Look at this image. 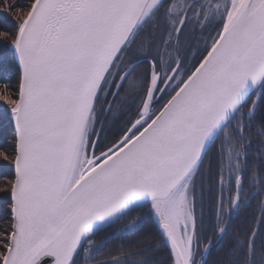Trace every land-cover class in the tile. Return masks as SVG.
<instances>
[{"label":"snow or ice","instance_id":"obj_1","mask_svg":"<svg viewBox=\"0 0 264 264\" xmlns=\"http://www.w3.org/2000/svg\"><path fill=\"white\" fill-rule=\"evenodd\" d=\"M0 9V264H264V0Z\"/></svg>","mask_w":264,"mask_h":264},{"label":"trees","instance_id":"obj_2","mask_svg":"<svg viewBox=\"0 0 264 264\" xmlns=\"http://www.w3.org/2000/svg\"><path fill=\"white\" fill-rule=\"evenodd\" d=\"M14 3H23L24 0H13ZM16 12L0 9V32L14 33L16 29ZM15 57L11 48L5 49L0 42V87L4 84L14 85L16 81ZM12 131L8 123L6 111L0 108V148L11 144ZM12 168L9 164L0 161V184H3L4 177L11 178ZM7 197L0 192V210L6 207Z\"/></svg>","mask_w":264,"mask_h":264}]
</instances>
